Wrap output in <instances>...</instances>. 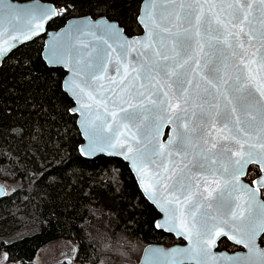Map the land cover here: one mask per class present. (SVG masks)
<instances>
[{
    "label": "snow or ice",
    "instance_id": "6c2138e0",
    "mask_svg": "<svg viewBox=\"0 0 264 264\" xmlns=\"http://www.w3.org/2000/svg\"><path fill=\"white\" fill-rule=\"evenodd\" d=\"M254 3L149 0L144 12L148 40L140 42L131 70L128 56L134 44L121 39L120 29L111 24L79 26L75 41L66 38L50 48V62L73 72L69 90L80 102L89 148H121L142 174V186L153 202L165 190L167 207L162 204L161 210L172 227L179 223L195 264H206L209 247L225 235L264 256L256 243L264 234V207L260 223L248 226L236 203L241 192L249 199L255 196L243 186L237 189L245 165L258 162L264 169V0L258 10ZM36 14L0 0V34L11 29L12 40L19 39L12 32L28 38ZM81 35L93 39L86 42ZM9 50L6 40L0 44V56ZM113 54L114 71L124 85V94L115 99L92 87L104 78ZM229 69L234 70L231 75ZM196 78L194 100L189 89ZM129 79L130 88L125 83ZM168 113L174 115L166 122L175 127L167 143H159L165 126L160 118ZM224 225H232L233 235Z\"/></svg>",
    "mask_w": 264,
    "mask_h": 264
},
{
    "label": "trees",
    "instance_id": "16d2710c",
    "mask_svg": "<svg viewBox=\"0 0 264 264\" xmlns=\"http://www.w3.org/2000/svg\"><path fill=\"white\" fill-rule=\"evenodd\" d=\"M41 1L59 8L49 29L70 17L104 15L129 36L141 32L142 0ZM43 41L17 48L0 67V183L7 189L0 197V252L10 264H34L40 247L68 239L77 244V263L131 264L148 244L179 242L154 227L158 213L126 163L79 155L73 103L61 86L65 73L46 66ZM249 170L250 178L258 175L255 166ZM219 247L231 246L221 240Z\"/></svg>",
    "mask_w": 264,
    "mask_h": 264
},
{
    "label": "water",
    "instance_id": "95a60500",
    "mask_svg": "<svg viewBox=\"0 0 264 264\" xmlns=\"http://www.w3.org/2000/svg\"><path fill=\"white\" fill-rule=\"evenodd\" d=\"M5 3H11L16 5L17 7H22L25 9H34L36 10L35 16V24H33L34 32L29 34L28 38H25L20 33L12 32V35L19 36L18 40H12L11 29L4 30L3 34H0V44H4L5 40L7 41V46L9 47V51L5 53L3 56H0V67L8 56L15 51L17 48L21 47L24 44H27L38 37H43V47L41 51V57L44 63L49 68H60L64 71L65 75L63 77L61 86L62 90L68 95V97L72 100V107L69 109V113L76 116V126L80 133V137L82 142L78 145V153L81 157L85 159H93L98 156L105 157H113L120 159L124 163H126L129 171L133 175L135 182L142 196L154 207L156 212L158 213V218L154 222V227L157 230H161L164 233L172 235L179 242L174 243L168 247L158 244L151 243L146 245L142 253L140 255V259L138 264H177L178 261L182 262V264H195V260L192 258L191 253L188 251L192 245L189 244L188 239L181 234L179 231V223L177 222L175 227H172L171 220L166 216L165 212L161 210L160 205H164L167 207L166 200L164 198V189L160 190V193L157 194L156 202H153L152 199L149 198L148 194L145 192L144 187L142 186V174L137 171V166L133 164L132 159H126V153L119 147L115 148H103L91 150L89 148V139L86 134L84 124L82 123L84 117L81 114L80 102L76 99V96L69 90V81L73 80V72L70 70L69 66H66L63 63H51L49 60L50 48L54 43L63 44L64 40L72 39L75 41V37L78 35L75 33V29L82 25H95L97 27L111 24L114 27L120 29L121 39L126 40L129 44H134V48L130 50L128 60L130 62L129 68L135 64V57L138 52L141 50V41L148 40V29L145 26V8L149 2V0H142L138 9L137 15V23L141 29V32L135 35H127L121 25L117 21L110 20L104 15L92 17L90 15L78 16V17H70L66 20V22L59 27L58 29H49L48 24L53 21L55 18L59 16V8L52 3L43 2L41 0H28V1H16V0H4ZM260 7L259 0H255L254 9L258 10ZM207 11V9H206ZM41 12H50L51 15L42 16ZM39 24V27L36 28L35 25ZM66 34L67 37H66ZM81 39H84L86 42L90 39H93L87 35H81ZM116 63V54H113V58L111 63L108 64V71L104 74V78L100 81H93L92 87H95L100 95L108 94L111 98H118L120 95H123L121 81L123 77L118 75L114 71V65ZM255 67V65H253ZM234 70L229 69L228 75H231ZM198 78L193 80V86L189 89L194 100L197 97V89L195 87ZM128 87L132 86V81L129 79L125 82ZM139 83L138 81L136 82ZM103 86L102 90L100 86ZM115 94L114 96L112 94ZM109 107L111 105L109 104ZM103 111V109H101ZM117 111H119L117 109ZM174 115V113H168L165 116H162L160 119L165 121V126L161 129V134L159 137V143H167L169 138L172 136V129L175 127L174 124L167 123L168 117ZM253 141L255 142V137H253ZM152 143H157V141L153 140ZM247 147V145H245ZM131 155V154H128ZM173 159L178 160L179 157H173ZM253 165L258 168L259 174L252 180V185H249L245 180L246 173L248 168ZM156 166L153 165L149 171H154ZM224 184H226L225 176L218 177ZM264 169H262L258 162H250L245 165L244 173L239 177L237 182V189L239 190L241 186L243 188L248 189L251 192L255 193L254 198L249 199L248 195L244 192H241L242 199L236 201L237 204L240 205L239 211L244 215L243 223L252 226L258 225L260 223V213L262 211V207H264V199L260 197V192L264 191ZM144 183H148L147 180ZM5 187L0 183V197L5 195ZM214 215L219 216L214 210ZM223 219V217H219V220ZM224 230L229 233V235H233L231 231L232 225H224ZM262 236V234H261ZM260 236V238H261ZM236 238H239L237 235ZM260 238L257 239L256 243L258 247L264 251V246L260 244ZM221 240H226L233 245L240 247L241 250L228 252L225 250L219 249V242ZM178 253H185V255H177ZM209 255L204 257L206 264H231V262L241 261L242 264H264V256H261L256 253H250L249 249L246 248L243 244H237L235 239H229L228 236H220L215 238L214 244L209 247ZM69 261H72V256H69ZM0 264H10V263H0Z\"/></svg>",
    "mask_w": 264,
    "mask_h": 264
},
{
    "label": "rangeland",
    "instance_id": "374dc122",
    "mask_svg": "<svg viewBox=\"0 0 264 264\" xmlns=\"http://www.w3.org/2000/svg\"><path fill=\"white\" fill-rule=\"evenodd\" d=\"M14 188L15 186H13V190ZM226 250L234 251L235 249H233L232 247H228V249ZM76 254L77 244L74 241L68 239H57L45 244L37 250L34 258V264H69L71 261H69L68 255L72 256L71 264H89L88 262L77 263ZM137 261H139V258H134L131 260V264H137ZM0 263H9L6 259L5 254L2 252H0Z\"/></svg>",
    "mask_w": 264,
    "mask_h": 264
},
{
    "label": "flooded vegetation",
    "instance_id": "af4514ba",
    "mask_svg": "<svg viewBox=\"0 0 264 264\" xmlns=\"http://www.w3.org/2000/svg\"><path fill=\"white\" fill-rule=\"evenodd\" d=\"M251 167H253V165H251L249 168H248V171H247V173H246V176H245V178H244V180L249 184V185H252V180L255 178V177H257V175H255L254 177H252V178H250V176H249V169H251ZM257 170H258V168H257ZM258 174H259V171H258ZM260 197L262 198V199H264V191L262 190L261 192H260ZM173 237V236H172ZM174 238V237H173ZM175 239V238H174ZM176 240V239H175ZM176 241H178V240H176ZM260 241V240H259ZM225 242H227L233 249H235L234 251H237V250H241V248L240 247H237V246H235V245H233L232 243H230V242H228V241H226L225 240ZM176 243V242H175ZM174 244V243H173ZM260 244H261V242H260ZM172 245V244H171ZM262 246H264V244H261ZM170 246V245H169ZM145 247V246H144ZM143 247V248H144ZM166 247H168V246H166ZM219 249L220 250H223V249H221L220 247H219ZM143 250V249H142ZM225 251H228V250H225ZM228 252H233V251H228ZM141 253H142V251H141ZM141 255V254H140ZM68 257H69V255H68ZM139 259H140V257H139ZM72 262V261H71ZM70 262V263H71ZM58 264H61V263H58ZM137 264H138V261H137Z\"/></svg>",
    "mask_w": 264,
    "mask_h": 264
}]
</instances>
